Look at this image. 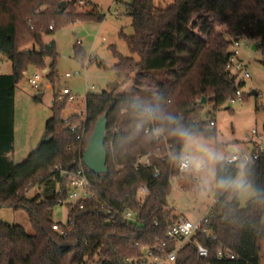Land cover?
Listing matches in <instances>:
<instances>
[{"label":"trees","instance_id":"16d2710c","mask_svg":"<svg viewBox=\"0 0 264 264\" xmlns=\"http://www.w3.org/2000/svg\"><path fill=\"white\" fill-rule=\"evenodd\" d=\"M63 1L0 0V54H6L13 66L12 72L0 73V206L26 210L34 229L30 233L20 224L0 220V264H133L145 258L146 247L165 236L178 218L169 207L172 176H178L185 189L195 182L191 172L181 176L175 159L184 144L166 132L149 138L154 125L142 119L134 105L164 108L198 136L215 138L210 122L195 121L191 114L204 103V97L218 107L243 84L237 73L227 69V62L237 39H260L258 48L264 51V0L126 2L134 33L120 35L131 55L124 56L114 47L118 62L113 68L124 75L125 82H132L130 88L120 91L116 86L87 93L85 116L72 119L75 130L61 116L66 102L54 96V116L46 127L51 138L15 162L10 154L15 146L18 83L30 66L44 67L49 62L48 80L55 87L59 79L55 42H45L44 36L76 20L103 21L106 17L97 5L74 13ZM83 57L76 50V58ZM104 114L108 118V170L96 173L85 166L96 198L87 200L84 208L73 202L62 204L70 190V178L62 170L73 173L77 169L91 132ZM145 154L153 165L137 167L138 157ZM156 168L161 171L157 177ZM242 168L254 188L245 205L236 190L217 183L223 177H236ZM142 185L149 189L144 203L138 196ZM33 186L40 191L29 197L27 192ZM215 187L216 201L205 226L218 238L213 240L202 232L194 236L209 248V255L200 256L196 246L187 242L173 264H263L264 152L245 166L226 159L216 164ZM102 203L123 210L129 207L137 219L110 218L101 210ZM61 205L68 207L72 221L67 234L54 229L55 223L66 228L63 221L53 219ZM220 244L238 255L218 257Z\"/></svg>","mask_w":264,"mask_h":264},{"label":"rangeland","instance_id":"374dc122","mask_svg":"<svg viewBox=\"0 0 264 264\" xmlns=\"http://www.w3.org/2000/svg\"><path fill=\"white\" fill-rule=\"evenodd\" d=\"M64 1L65 5L69 3V10L71 9L74 13L90 11L94 5H97L106 17L103 21L95 18L76 20L57 28L53 34L43 35L45 42H55L58 51L56 69L59 79L55 87L48 80L46 75L50 71L49 62L44 67L30 66L18 83L15 91V146L10 154L15 162L26 158L33 149L38 147L46 135L47 121L54 116V96L58 101L66 102L61 115L64 124L75 125L73 117L85 116L87 93L102 92L116 86L123 91L129 89L132 84L130 80L125 82L124 75L113 68L118 62L114 47L124 56L131 55L127 43L120 35L121 32L127 35L134 33L132 17L126 11V0ZM172 1L155 0L156 3ZM116 11L121 15L118 16ZM219 29L222 28L219 27ZM27 46L31 47L32 44ZM78 49L83 52V59L76 58ZM240 57L246 61L249 72L248 76H243L241 72L240 77L238 75V81L243 82L239 87L243 98L237 99L234 103L225 101L218 107L215 106L214 101H206L191 114L198 122L215 121L216 124L211 128L216 132V137L210 139L199 136V138L211 145L224 159L229 154L228 145L236 146L240 153L251 154L253 130H264V51L258 48V40L242 39ZM0 63V73L12 72V62L6 54H0ZM36 73L40 74L41 78L37 84H32L29 78ZM67 73H70V76H67ZM65 87L71 90V94L75 96L74 100L62 94V89ZM253 90H257L258 95L250 94ZM40 95L42 96L39 97ZM92 133L93 131L91 135ZM185 151L189 149L184 145L183 152ZM191 175L193 182L195 174ZM200 181L199 179V182H194L193 187L188 189L182 187L179 182L178 187L173 188L169 197V207H172L175 213L184 214L189 219L196 220L214 205L217 196L214 179L207 186ZM39 191L38 186H33L27 195L33 197ZM236 192L240 202L245 205L254 195V188L250 184L249 188L236 190ZM141 196L143 197L142 194ZM68 214V207L61 205L55 209L53 219L65 222ZM0 220L20 224L30 233L34 232L24 209L15 210L0 206ZM260 244L264 264V239ZM150 263L173 264L168 261L163 263L150 261ZM88 264H96V262Z\"/></svg>","mask_w":264,"mask_h":264},{"label":"built area","instance_id":"2783aa9c","mask_svg":"<svg viewBox=\"0 0 264 264\" xmlns=\"http://www.w3.org/2000/svg\"><path fill=\"white\" fill-rule=\"evenodd\" d=\"M132 1V0H126V2ZM128 6L126 5V11ZM116 14L118 16L121 15L118 11H116ZM241 40L237 39L234 41L232 45V53L228 59L227 62V69L237 73L240 77V72L243 76H248L249 72L247 70V63L240 57V46H241ZM260 42V39H258ZM1 64V63H0ZM67 76H70V73H67ZM40 74L36 73L34 76L29 78V81L32 84H37L40 79ZM241 80V79H240ZM62 94L64 96H69L72 100L75 99V96L71 94V90L67 87L62 89ZM243 98L242 91L238 88L234 95H232L230 98H228L229 103H234L237 99L241 100ZM67 118V117H66ZM216 123L214 120H210V125L214 126ZM72 130H75L77 128V125H69ZM149 129H147L148 131ZM85 132V131H84ZM252 135L254 137L253 139V149L251 154L247 153H240L235 148V151L232 153H229L226 157V160L230 163H236L241 166H245L246 164L250 162L256 161L260 155L264 152V130L260 131L258 129H254L252 132ZM137 167L140 165L145 166H151L153 165L150 159L149 154L141 155L138 157L137 162L135 163ZM86 165L83 162V159H81L78 163L77 169L70 173L68 170H62L64 175L69 176V183H70V190L67 199L61 200V203L64 204L66 202H73L79 204L80 208H84L85 202L90 199H95L96 195L92 189V182L88 175V172L86 170ZM179 171L181 173V176H185L186 174L190 173L189 171H186L182 168V166L179 164ZM161 171L159 168H156L154 172V176L157 177L160 175ZM178 176H172V186L173 188L178 187L179 182ZM199 177L197 175L194 176L193 180L195 182H199ZM61 191V189H59ZM149 193V189L146 185H142L139 190V200L141 203H144L146 196ZM143 195V197L141 196ZM101 210L105 212L107 215L110 216V218L115 217H123L127 220H136L137 216L135 212L131 208L126 209H117L108 206L107 204L102 203L100 205ZM212 214V207L202 216L198 217L196 220L189 219L184 214H179L178 218L173 222V224L169 227L167 230V233L165 236L158 237L157 242L153 246L146 247V255L145 258L142 260L136 262L133 261V264H152L150 261L157 263H163V262H174L177 259L178 251L179 249L187 242H192L198 251V254L200 256H208L210 253L209 248L199 239L194 238L195 234L197 232L204 233L207 237L217 240V235L214 231L209 229L205 226V224L209 221L210 216ZM66 226V228H63L59 223L54 224V229L61 231L64 234H67L68 231L72 229V221L63 222ZM156 224H158V221H156ZM174 241V246L172 247L170 245V242ZM238 254L230 247L224 246L223 244H220L219 248L217 249V256L220 258H228L233 259Z\"/></svg>","mask_w":264,"mask_h":264},{"label":"clouds","instance_id":"9594fccd","mask_svg":"<svg viewBox=\"0 0 264 264\" xmlns=\"http://www.w3.org/2000/svg\"><path fill=\"white\" fill-rule=\"evenodd\" d=\"M134 107L142 119L154 125L148 134L149 138L166 132L189 149L175 156L184 170L197 175L204 186L215 179L216 170L213 166L223 163L224 158L211 145L204 143L196 132L186 127L176 115L164 108L139 102ZM217 183L220 187L233 190H244L250 187L247 173L243 168L236 177H223Z\"/></svg>","mask_w":264,"mask_h":264},{"label":"water","instance_id":"95a60500","mask_svg":"<svg viewBox=\"0 0 264 264\" xmlns=\"http://www.w3.org/2000/svg\"><path fill=\"white\" fill-rule=\"evenodd\" d=\"M65 4V1L62 3ZM252 95H258L257 90L251 91ZM40 95L39 97H41ZM206 97L203 98V101L206 102ZM108 126L107 115L104 114L101 116L94 128L92 135L90 136L88 145L84 151L83 162L84 164L93 172L104 173L108 170V150L106 147V131ZM51 136L45 135L41 142L50 139ZM235 151V147L231 146L229 152L232 153Z\"/></svg>","mask_w":264,"mask_h":264},{"label":"crops","instance_id":"0c3cea01","mask_svg":"<svg viewBox=\"0 0 264 264\" xmlns=\"http://www.w3.org/2000/svg\"><path fill=\"white\" fill-rule=\"evenodd\" d=\"M231 146H234V145H228V149H230V147ZM236 149H237V147L236 146H234ZM230 153V152H229ZM214 168H215V170H216V165L214 166ZM200 183H202L201 181H200ZM214 186H216V176H215V179H214ZM183 189V188H182ZM172 208V207H171ZM173 209V208H172ZM178 215H179V213H178Z\"/></svg>","mask_w":264,"mask_h":264}]
</instances>
